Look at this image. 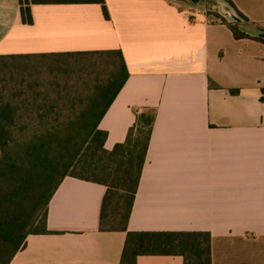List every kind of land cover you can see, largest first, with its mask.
<instances>
[{"label":"crops","instance_id":"obj_1","mask_svg":"<svg viewBox=\"0 0 264 264\" xmlns=\"http://www.w3.org/2000/svg\"><path fill=\"white\" fill-rule=\"evenodd\" d=\"M229 1L105 0L109 20L99 4L32 5L26 25L19 0H0V56L120 51L130 76L99 124L105 149L156 111L128 231L208 233L212 264H264V0ZM234 22L251 37L235 39ZM106 190L64 179L51 234L28 236L10 264H120L127 233L100 230Z\"/></svg>","mask_w":264,"mask_h":264},{"label":"trees","instance_id":"obj_2","mask_svg":"<svg viewBox=\"0 0 264 264\" xmlns=\"http://www.w3.org/2000/svg\"><path fill=\"white\" fill-rule=\"evenodd\" d=\"M219 1L233 6L229 0ZM44 4H99L110 19L105 0H19L23 23L32 25L31 6ZM209 14L227 24L218 14ZM240 23L228 27L235 39H249ZM83 61H88L92 82L74 84V68L83 67ZM0 72L8 76L3 90L11 87L7 97L0 93V264H10L28 236L51 234L49 205L68 177L106 187L100 230L127 233L120 264H137L140 256H179L184 264H212L208 233L127 229L156 111L137 112L125 142L105 149L107 133L99 124L130 76L120 51L0 56ZM40 73L47 78L33 79Z\"/></svg>","mask_w":264,"mask_h":264},{"label":"rangeland","instance_id":"obj_3","mask_svg":"<svg viewBox=\"0 0 264 264\" xmlns=\"http://www.w3.org/2000/svg\"><path fill=\"white\" fill-rule=\"evenodd\" d=\"M213 3V2H212ZM210 9H212V7H213V5L212 4H210ZM235 18V17H234ZM231 19V18H230ZM232 20V19H231ZM84 60V59H83ZM87 62L88 61H83L82 62V64H84V65H82L83 67H80V66H78L77 65V68H74V77L72 78L73 80L72 81H74V84H76V83H83V82H86V81H88V82H92V78H91V76L90 75H88L89 74V71L91 70L90 68H87V67H85L86 65H88L87 64ZM1 73V72H0ZM42 73H45V72H42ZM46 74V73H45ZM39 78L40 79H42V80H45V78H47L45 75H43V74H41L40 73V75L38 76H36L35 78H33V79H37V80H39ZM2 79V80H1ZM29 79V78H28ZM83 80V81H82ZM7 82H8V76H4L3 74H0V93H2L4 96H8V94H9V91H8V89L7 88H11V87H7L6 88V90H3V88H5V87H3V86H6L7 85ZM11 84L13 85L14 83H12L11 82ZM10 85V84H9ZM1 95V94H0ZM28 117H30V116H28ZM27 118H25V120H26ZM31 124H35V123H31ZM30 124V125H31Z\"/></svg>","mask_w":264,"mask_h":264}]
</instances>
